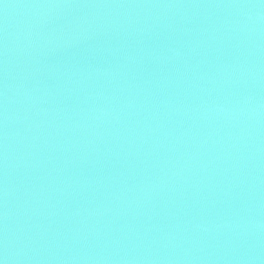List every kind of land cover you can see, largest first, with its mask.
<instances>
[{"label":"water","instance_id":"95a60500","mask_svg":"<svg viewBox=\"0 0 264 264\" xmlns=\"http://www.w3.org/2000/svg\"><path fill=\"white\" fill-rule=\"evenodd\" d=\"M0 264H264V0H0Z\"/></svg>","mask_w":264,"mask_h":264}]
</instances>
